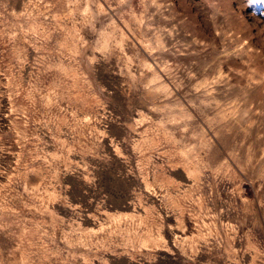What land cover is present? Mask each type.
Listing matches in <instances>:
<instances>
[{
  "label": "rangeland",
  "instance_id": "rangeland-1",
  "mask_svg": "<svg viewBox=\"0 0 264 264\" xmlns=\"http://www.w3.org/2000/svg\"><path fill=\"white\" fill-rule=\"evenodd\" d=\"M0 264H264V0H0Z\"/></svg>",
  "mask_w": 264,
  "mask_h": 264
}]
</instances>
